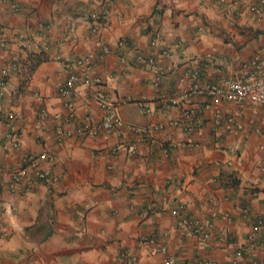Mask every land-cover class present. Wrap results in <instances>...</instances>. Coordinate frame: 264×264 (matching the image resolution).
<instances>
[{"label": "crops", "instance_id": "obj_1", "mask_svg": "<svg viewBox=\"0 0 264 264\" xmlns=\"http://www.w3.org/2000/svg\"><path fill=\"white\" fill-rule=\"evenodd\" d=\"M256 2L112 0L96 23V0H0V79L10 62L19 66L0 89V168L21 166L26 155L55 157L44 164L49 181L0 189V264H163L169 257L230 264L237 251L264 258L248 240L255 219L264 218V133L238 105L223 103V115L234 114L244 130L232 134L225 124L216 144L217 108L183 97L193 71L215 82L264 59V22L249 11ZM154 40L167 55L134 67V51L148 54ZM41 52L48 60L24 84L30 55ZM90 55L84 68L102 84L77 85L69 122L60 88ZM97 95L114 98L123 120L150 135L74 136L60 144L58 127L75 132L80 121L103 119ZM41 109L48 117L37 128ZM10 113L22 119L11 122ZM188 114L189 133L173 124ZM233 175L240 185L225 186ZM182 216L210 220L212 237L179 226Z\"/></svg>", "mask_w": 264, "mask_h": 264}, {"label": "built area", "instance_id": "obj_2", "mask_svg": "<svg viewBox=\"0 0 264 264\" xmlns=\"http://www.w3.org/2000/svg\"><path fill=\"white\" fill-rule=\"evenodd\" d=\"M102 6V13H95L93 19L96 23L108 14L107 6L111 4L112 0H96ZM223 2V0H220ZM249 11L254 14L258 20L264 22V0H257L249 7ZM152 46L155 48L148 54H144L141 50L134 51V67L149 66L153 67L156 64L159 55H167V51H160L158 48V42L154 40ZM157 47V49H156ZM109 52V49H105L103 53L99 55V60L104 59V55ZM94 59V56L90 55L78 62V67L81 68L80 72L74 73L70 76L64 86L60 88V95L66 99V108L69 110L67 121H75L74 108L76 98V87L79 83H82L89 87H98L102 84V79L99 77H93L85 70L84 67L88 66ZM122 64H130V59L123 58ZM243 70L234 73L231 76L223 77L215 82L203 81L199 71H193L191 73V83L187 89L184 90V99H192L194 97H203L210 104L208 106H214L217 108V116L213 123L212 129V141L216 144L222 140L220 128L223 125L231 126L229 128L230 133H236L237 131L244 130V125L241 121L237 120L234 114L224 116L220 110V106L223 103L236 104L239 107V115L248 116L250 122L258 127L259 132L264 133V59L261 56L254 57L249 64L243 66ZM19 66L15 62H10L2 71L0 79V89L3 90L6 85V80L11 72L18 71ZM2 95V91H1ZM95 100L100 104L101 108L105 111V116L99 122H91L90 120L80 121L77 124L75 132L64 130L61 126L57 128V135L59 143L62 144L65 139L72 138L74 136L79 137H98L104 134H120L126 136L128 133H133L141 138L149 136L152 129L140 128L134 125H128L118 112L117 101L114 98H107L103 95L95 96ZM173 106H179L177 100H172ZM40 119L37 121V128H41L43 120L48 117L46 109L39 111ZM21 115L10 113L8 120L16 122L21 120ZM174 125L183 126L184 131L190 132L193 129V121L191 114L185 115L184 120L175 121ZM160 127H155L157 130ZM13 130H16L13 127ZM262 130V131H260ZM14 146L20 147L19 143H14ZM192 142H187L183 147H192ZM48 162H55V157L48 152H42L37 156L26 155L23 159L21 166L2 169L0 168V189L7 187L11 192H16L20 187L30 189L39 182L49 181L51 179V173L48 171L44 164ZM5 178H9L5 181ZM212 201L213 198L210 197ZM244 214H249L250 210L247 206L242 208ZM179 212L174 211V214ZM179 226H189L193 230L194 234H201L204 238L208 239L212 237V223L207 220L205 223L200 220L188 216H182L179 221ZM249 243L257 249H260L264 253V218L258 217L255 219L253 225V231L248 237ZM163 253H167L166 248H161ZM236 258L230 264H264L263 259L247 258L242 251H237ZM128 264H136V259H128ZM163 264H178L176 260L169 257ZM188 264H218L213 260H196Z\"/></svg>", "mask_w": 264, "mask_h": 264}, {"label": "trees", "instance_id": "obj_3", "mask_svg": "<svg viewBox=\"0 0 264 264\" xmlns=\"http://www.w3.org/2000/svg\"><path fill=\"white\" fill-rule=\"evenodd\" d=\"M48 60V54L46 52H41L40 54H31L29 58V64L25 67V80L24 84L27 83L35 69L43 62H46ZM222 182V181H221ZM224 182V181H223ZM222 182V183H223ZM225 186H230V187H238L240 185V179L238 177H234V175L230 178L228 183L225 184ZM49 236V235H47Z\"/></svg>", "mask_w": 264, "mask_h": 264}]
</instances>
